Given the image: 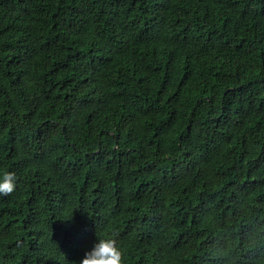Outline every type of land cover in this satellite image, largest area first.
I'll return each instance as SVG.
<instances>
[{"label":"trees","instance_id":"trees-1","mask_svg":"<svg viewBox=\"0 0 264 264\" xmlns=\"http://www.w3.org/2000/svg\"><path fill=\"white\" fill-rule=\"evenodd\" d=\"M0 264H264V0H0Z\"/></svg>","mask_w":264,"mask_h":264},{"label":"clouds","instance_id":"clouds-1","mask_svg":"<svg viewBox=\"0 0 264 264\" xmlns=\"http://www.w3.org/2000/svg\"><path fill=\"white\" fill-rule=\"evenodd\" d=\"M16 190V176L5 172L0 178V196L11 195ZM80 264H124L122 250L115 239H99L90 251H87Z\"/></svg>","mask_w":264,"mask_h":264}]
</instances>
